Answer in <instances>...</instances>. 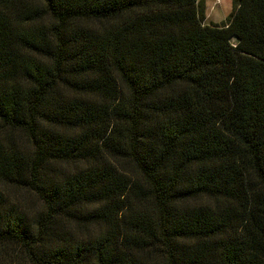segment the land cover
Instances as JSON below:
<instances>
[{
    "label": "trees",
    "instance_id": "trees-1",
    "mask_svg": "<svg viewBox=\"0 0 264 264\" xmlns=\"http://www.w3.org/2000/svg\"><path fill=\"white\" fill-rule=\"evenodd\" d=\"M234 3L0 0L9 264H264V0Z\"/></svg>",
    "mask_w": 264,
    "mask_h": 264
},
{
    "label": "rangeland",
    "instance_id": "rangeland-1",
    "mask_svg": "<svg viewBox=\"0 0 264 264\" xmlns=\"http://www.w3.org/2000/svg\"><path fill=\"white\" fill-rule=\"evenodd\" d=\"M200 8L204 12L205 23L210 25H221L225 23L230 14L235 9L234 0H200ZM232 43H236L235 37L231 39ZM60 171H69L74 165H56ZM6 195L10 200L19 203L22 207H26L31 213L40 209V204L34 195L29 192L19 190L14 187H5ZM14 250L12 246L0 247V264H9L13 259Z\"/></svg>",
    "mask_w": 264,
    "mask_h": 264
}]
</instances>
